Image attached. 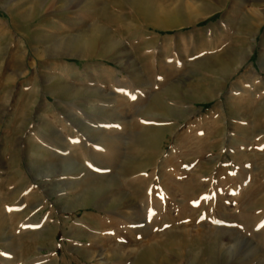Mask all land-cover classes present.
Masks as SVG:
<instances>
[{
	"label": "rangeland",
	"instance_id": "374dc122",
	"mask_svg": "<svg viewBox=\"0 0 264 264\" xmlns=\"http://www.w3.org/2000/svg\"><path fill=\"white\" fill-rule=\"evenodd\" d=\"M0 264H264V0H0Z\"/></svg>",
	"mask_w": 264,
	"mask_h": 264
},
{
	"label": "bare ground",
	"instance_id": "6f19581e",
	"mask_svg": "<svg viewBox=\"0 0 264 264\" xmlns=\"http://www.w3.org/2000/svg\"><path fill=\"white\" fill-rule=\"evenodd\" d=\"M57 48V47H56Z\"/></svg>",
	"mask_w": 264,
	"mask_h": 264
}]
</instances>
